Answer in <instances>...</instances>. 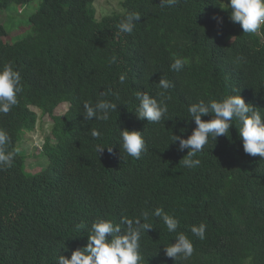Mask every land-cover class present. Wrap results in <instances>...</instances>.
Instances as JSON below:
<instances>
[{
    "label": "trees",
    "instance_id": "16d2710c",
    "mask_svg": "<svg viewBox=\"0 0 264 264\" xmlns=\"http://www.w3.org/2000/svg\"><path fill=\"white\" fill-rule=\"evenodd\" d=\"M35 1L0 0V13ZM94 1L41 0L24 21L28 33L12 44L4 43L0 24V67L11 62L23 85L18 105L0 114V129L18 149L22 131L28 130L25 136L37 124L35 110L53 120L39 171H24L19 149L13 167L0 170V264H56L58 255L70 257L86 245V235L77 238L73 231L80 220L119 222L156 207L180 220L178 231L189 236L195 251L187 260L165 257L162 246L174 242L175 234L154 220L155 229L142 238L144 264H264V160L243 152L235 127L230 138L221 136L198 154L201 165L195 169L180 162L187 149L169 145L171 134L191 135L196 125L186 121L187 106L198 99L237 94L235 88L246 103L264 108V33L244 34L230 22L222 0H180L171 8H162V0H125L122 14L99 20L88 10ZM129 11L142 17L131 35L121 34L117 25ZM113 55L117 63L110 64ZM177 57L187 65L174 73L169 65ZM124 72L129 79L121 85ZM160 77L174 84L171 120L140 121L133 113L135 91L157 96ZM109 88L119 100L101 97ZM99 99L120 104L118 111L107 122L84 121L83 103ZM62 104L67 110L52 116ZM92 128L101 131L99 140L90 136ZM119 129L144 131L148 153L140 160L127 157ZM98 143L112 151L98 155ZM201 222L207 224L203 241L190 232Z\"/></svg>",
    "mask_w": 264,
    "mask_h": 264
},
{
    "label": "clouds",
    "instance_id": "9594fccd",
    "mask_svg": "<svg viewBox=\"0 0 264 264\" xmlns=\"http://www.w3.org/2000/svg\"><path fill=\"white\" fill-rule=\"evenodd\" d=\"M180 0H162L161 7H174ZM226 7L231 23L238 24L244 34L264 33V0H222ZM221 9V7H219ZM142 15L138 11H129L117 25L121 34L131 35ZM218 25L223 23V18L214 16ZM243 58L238 57L237 61ZM110 64L117 63V57L110 58ZM187 65V59L177 57L172 60L169 70L179 73ZM129 79L127 72L118 77L119 83L124 85ZM160 89L157 96L150 95L147 91H135L134 114L140 121L147 120L151 124H160L162 121L171 120L168 117L171 100L169 89L174 87L172 81L166 77H160L156 83ZM23 91L22 76L15 70L11 62L0 67V114H9L19 103L18 97ZM233 93L219 98L198 99L187 106L190 117L186 121H194L196 127L186 139L179 135L171 134V143H178V151L187 155L180 161L184 168L195 169L201 165V160L196 158L202 153L211 141H217L221 136L231 137V129L235 127L238 137L242 142L243 152L252 157L259 156L264 160V108H258L251 103H246L240 95L239 89H233ZM101 97L119 96L109 88L100 93ZM118 103L109 99H99L95 103L85 101L83 107L84 121L107 122L113 112L118 111ZM210 116L209 120L202 117ZM90 136L99 140L102 133L97 128L90 129ZM120 149L134 160H140L149 151L148 143L144 137V131H129L119 129ZM167 146V148L169 147ZM96 153H103L105 148L109 152L112 147L103 144L94 145ZM18 149L13 147V141L9 133L0 129V170L10 169L14 165ZM154 220H159L165 226L169 234H175L174 242L162 246L165 257L173 261L187 260L194 254L193 241L185 232L178 231L180 220L173 214H169L163 207L151 210H143L138 217L129 219L121 216L119 222L113 219L99 217L89 224L80 220L74 224L73 231L77 238L87 237V243L71 251L70 257L60 254L56 257V264H144V246L142 238L150 230L155 229ZM207 224L192 225L190 232L192 236L203 241L206 238ZM75 239V238H74ZM68 251V250H67ZM161 247L154 255H158Z\"/></svg>",
    "mask_w": 264,
    "mask_h": 264
},
{
    "label": "rangeland",
    "instance_id": "374dc122",
    "mask_svg": "<svg viewBox=\"0 0 264 264\" xmlns=\"http://www.w3.org/2000/svg\"><path fill=\"white\" fill-rule=\"evenodd\" d=\"M125 0H96L89 6V12L94 15L95 19L99 20L103 17L118 15L123 13L121 3ZM41 0L27 6H11L8 10L0 13V24L6 29V36L3 38L4 43L12 44L17 40L22 39L28 33L30 26L25 23L30 14L34 13L40 5ZM25 21V22H24ZM68 105H60L52 114L57 116L63 114L67 110ZM38 121L34 129L27 135H23L28 130H23L20 134L21 140L18 149L21 153H25L26 164L24 171L34 174L40 170L43 159L40 153L46 137L50 135V130L53 125L51 116L41 114L38 110ZM26 134V133H25ZM24 138V139H23ZM56 140L52 139L51 144H55Z\"/></svg>",
    "mask_w": 264,
    "mask_h": 264
}]
</instances>
